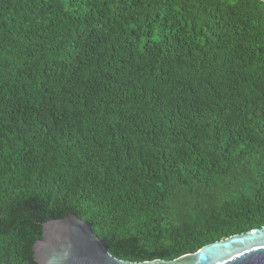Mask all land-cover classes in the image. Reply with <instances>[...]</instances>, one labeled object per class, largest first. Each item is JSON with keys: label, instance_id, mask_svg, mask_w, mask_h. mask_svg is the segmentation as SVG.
<instances>
[{"label": "trees", "instance_id": "1", "mask_svg": "<svg viewBox=\"0 0 264 264\" xmlns=\"http://www.w3.org/2000/svg\"><path fill=\"white\" fill-rule=\"evenodd\" d=\"M171 261L264 226V3L0 0V264L42 224Z\"/></svg>", "mask_w": 264, "mask_h": 264}, {"label": "water", "instance_id": "2", "mask_svg": "<svg viewBox=\"0 0 264 264\" xmlns=\"http://www.w3.org/2000/svg\"><path fill=\"white\" fill-rule=\"evenodd\" d=\"M107 249L106 241L75 215L43 223L41 237L32 246L36 264H264V226L171 261L128 262L112 257Z\"/></svg>", "mask_w": 264, "mask_h": 264}]
</instances>
